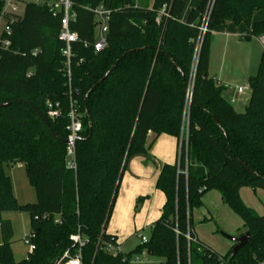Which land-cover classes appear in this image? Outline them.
I'll return each mask as SVG.
<instances>
[{
  "label": "trees",
  "instance_id": "obj_1",
  "mask_svg": "<svg viewBox=\"0 0 264 264\" xmlns=\"http://www.w3.org/2000/svg\"><path fill=\"white\" fill-rule=\"evenodd\" d=\"M24 1L16 0L25 4L18 16L3 13L0 0V264H54L73 252L76 234L84 240L82 264H130L132 254L143 252L161 264H264V215L239 197L242 188L264 190V52L247 79L242 113L208 77L210 33L233 24L246 27L243 41L263 36L264 21L252 18L264 11V0H200L184 20L188 0H70L69 30L77 40L68 63L58 39L62 15L48 10V0ZM99 7L110 14L106 45L95 52L93 11ZM47 102L59 104L57 118L47 117ZM71 106L81 122L75 170L66 166L64 143ZM184 129L186 150L158 176L164 202L146 243L128 254H107L103 248L116 239L105 229L127 163L147 155L149 132L179 141ZM15 164L24 167L34 204L14 198L4 166ZM209 192L250 235L234 255V244L220 256L193 233L192 211ZM3 213L29 216L34 248L20 262L12 257V229Z\"/></svg>",
  "mask_w": 264,
  "mask_h": 264
},
{
  "label": "crops",
  "instance_id": "obj_2",
  "mask_svg": "<svg viewBox=\"0 0 264 264\" xmlns=\"http://www.w3.org/2000/svg\"><path fill=\"white\" fill-rule=\"evenodd\" d=\"M188 11L187 8L182 20H184ZM258 21H264V19L254 21L252 18L253 23ZM245 31L246 27L244 25L226 24L210 33L208 73L210 70L218 71V76H215L217 78L214 80L223 88L222 97L229 102L237 113L244 112L250 97L249 89L243 90L241 93H238L237 89L248 87L247 79L254 75L257 70L253 59L248 57H253V52L261 51V54L264 52V37L243 41L242 38ZM236 54L241 55L242 61L247 57V64H243L240 71L238 70L241 75L240 80L242 79L241 84L246 83V86L236 84L237 86H232V88H228V91L224 92L225 85L229 83L224 77V71L228 68L231 69L235 65ZM146 147V156L134 157L127 163L119 183L113 210L105 229L107 235L115 237L116 242L114 245L120 248L122 254H124L122 249L131 238L140 240L139 236H142L148 239L149 235L144 236L141 232L144 229H149L150 233L153 223L160 216V210L164 202L163 195L156 189L158 176L164 166H172L177 160L178 140L173 136L165 134L155 135L149 132L146 137ZM245 189L247 188L239 190V197L242 201L243 196L246 195ZM215 193H207L202 199V205L212 202L217 204L218 198L219 200L221 199ZM110 222H112V225L109 228ZM232 246L233 243L231 244ZM130 264H143V262L139 259L135 261L130 259Z\"/></svg>",
  "mask_w": 264,
  "mask_h": 264
},
{
  "label": "rangeland",
  "instance_id": "obj_3",
  "mask_svg": "<svg viewBox=\"0 0 264 264\" xmlns=\"http://www.w3.org/2000/svg\"><path fill=\"white\" fill-rule=\"evenodd\" d=\"M32 1L34 0H25L24 2ZM199 2L200 0H188L185 11H187V8L188 10L195 8ZM12 5L16 8L15 13L11 12V7H9L7 4H4L2 12L21 16L24 12L25 4L22 2H14ZM263 19L264 11H259L253 15L254 21ZM4 29L5 22L0 17V37ZM261 37H264V35ZM261 55V51L257 53L253 52V57H248L253 59L256 68L259 64ZM243 64H247V57H245L242 61L241 55L236 54L235 65H233L231 69L228 68L224 71V77H226L225 79L229 81V83L225 85L224 92L228 91L227 89L232 88V86H237L236 84L239 86H246V83L241 84L242 79L240 80L241 75L239 73ZM217 72L218 71L210 70L208 77L216 80L217 77L215 76H218ZM4 170L5 173L10 177L13 195L16 202L19 205L34 204L36 202V196L34 190L30 187L27 181L24 167L21 164H15L12 167L4 166ZM244 191H246V195L243 196V201L240 199L242 203L248 208L252 209L257 215H263L264 190H256L253 192L250 189H245ZM1 218L2 220L9 221L11 225L12 257L16 262H20L24 260L27 257V253H29V246L24 243V239L27 238L30 233L29 216L26 213H3ZM191 222L193 233L199 242L220 256H224L232 248V242H230L227 238H239L244 233H246L240 218L236 216L226 205H224L222 201L219 200V198L217 204L214 202L207 203L202 205L200 208L194 209L191 214ZM111 225L112 222L109 223V228ZM141 234L144 236L149 235V229H144ZM140 244L142 243L139 239L131 238V240L122 249V252L124 254H128ZM137 259L143 262V264L162 263V260L158 261L157 258L150 257L146 253L143 255L132 254L131 261H135Z\"/></svg>",
  "mask_w": 264,
  "mask_h": 264
},
{
  "label": "built area",
  "instance_id": "obj_4",
  "mask_svg": "<svg viewBox=\"0 0 264 264\" xmlns=\"http://www.w3.org/2000/svg\"><path fill=\"white\" fill-rule=\"evenodd\" d=\"M3 1L4 4H7L9 7H11L12 13L16 12L15 6L12 5V3L16 2V0H3ZM46 6L52 14L55 15L56 13H60L62 15V18L60 20V33L58 39L59 41L63 42L65 45V48L62 51V56L67 60L68 63L70 57V44L77 40V35L75 33L70 32L69 30V23L71 20H73L74 17L70 13L71 2L70 0H48ZM93 14L96 25L95 27L96 41L93 46V49L95 52H99L106 45L107 24L109 20L110 11L102 7H99L93 11ZM160 14H164V10H162ZM206 23H207V14L203 19L202 25L198 29L199 35L196 41V52L199 51L203 36L206 33ZM5 33L7 36L10 35L9 30H5ZM1 45L7 49L10 44L8 41H3ZM33 55H35V53H33ZM190 88L191 86L186 92L187 101H190L191 99ZM248 89H249L248 87H240L237 89V92L241 93L243 90H248ZM46 115L50 119L57 118L59 116V104L47 102ZM68 116L70 122L67 127L68 135L66 140L68 142L66 143V166L68 169L75 170L76 166H75L74 148H75V141L77 135L81 131V122L79 119V115L75 112L72 106ZM186 143H187V129H184L178 141L177 159H179L182 149L184 148L186 150ZM32 238L33 236H28L27 238L24 239V243L29 246V252H32L34 248L33 245L31 244ZM139 238L142 244L146 243L147 238L142 236H139ZM187 240L191 241L190 238H187ZM70 241L72 242L73 252H71L70 250L65 251L63 255L54 264H82L81 250L84 246L83 238L80 236V234H76L70 237ZM103 251H105L107 254L113 257L121 253L120 248L114 244L105 245Z\"/></svg>",
  "mask_w": 264,
  "mask_h": 264
},
{
  "label": "water",
  "instance_id": "obj_5",
  "mask_svg": "<svg viewBox=\"0 0 264 264\" xmlns=\"http://www.w3.org/2000/svg\"><path fill=\"white\" fill-rule=\"evenodd\" d=\"M67 142H68L67 140L64 141L65 144ZM249 238H250V235L248 232L244 233L239 238H227L230 242H232L234 244V247L232 248V251H231V255H234L238 250L243 248L244 245L248 242Z\"/></svg>",
  "mask_w": 264,
  "mask_h": 264
}]
</instances>
